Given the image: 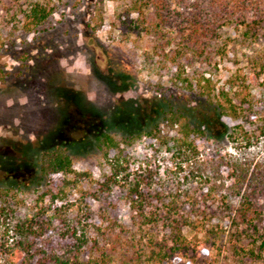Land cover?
Wrapping results in <instances>:
<instances>
[{
    "label": "trees",
    "instance_id": "trees-1",
    "mask_svg": "<svg viewBox=\"0 0 264 264\" xmlns=\"http://www.w3.org/2000/svg\"><path fill=\"white\" fill-rule=\"evenodd\" d=\"M258 1L131 2L130 14L156 43L154 56L175 69L172 82L197 93L231 122L227 137L233 151L215 145L213 126L202 127L181 112L166 119L167 129L176 128L174 136L161 127L120 140L109 132L97 134L105 160L102 180L79 172L61 145L48 147L40 160L42 198L50 195L60 205L41 224L22 213L24 201L17 205L21 187L0 188V264H175L190 258L197 263L189 239H227L236 259L243 252L264 255V103L256 101L245 79L240 84L232 76L230 92H217L213 81L219 60L240 38L231 32L243 29V38H257L264 30ZM55 10L53 0H0V34L8 28L34 32ZM6 19L8 26L2 23ZM258 68L264 71V64ZM200 138L213 142L209 153L199 149ZM144 139L152 141V149L136 153ZM132 141L134 155L127 151ZM161 162L176 170L160 171ZM116 189L129 206L128 225L91 203ZM134 239L154 240L135 258Z\"/></svg>",
    "mask_w": 264,
    "mask_h": 264
},
{
    "label": "rangeland",
    "instance_id": "rangeland-1",
    "mask_svg": "<svg viewBox=\"0 0 264 264\" xmlns=\"http://www.w3.org/2000/svg\"><path fill=\"white\" fill-rule=\"evenodd\" d=\"M132 1L53 0L54 15L36 31H1L0 188L21 187L17 205L24 201L22 213L41 224L60 205L50 195L42 198L46 182L41 181L40 160L48 147L61 145L79 172L102 180L105 160L97 134L109 132L120 140L161 127L174 136L176 128L167 129L166 119L171 112H181L202 127L213 126L215 145L233 151L227 137L231 122L224 121L197 93L172 82L175 69L154 56L156 43L149 40V30L130 14ZM258 3L264 10V0ZM2 23L10 25L7 19ZM261 26L264 29V22ZM243 31L231 32L240 38L228 56L219 60L213 81L217 92H230L232 76L240 84L245 79L256 101L264 103V71L256 69L264 64V30L257 38H243ZM151 143L139 141L135 152H150ZM197 145L209 153L213 142L200 138ZM127 151L134 155V141ZM156 166L160 171L176 170L167 162ZM100 199L91 202L95 210L103 207L111 217L130 223L129 206L120 190L101 194ZM9 202L16 204L14 199ZM153 240L134 239V257L144 254V246ZM189 240L196 248L197 263L190 258L175 264H264V255L250 252L236 259L227 239ZM126 241L121 239L122 244Z\"/></svg>",
    "mask_w": 264,
    "mask_h": 264
}]
</instances>
